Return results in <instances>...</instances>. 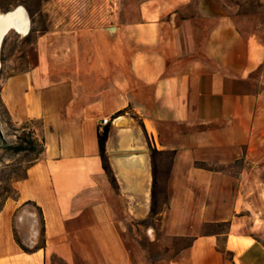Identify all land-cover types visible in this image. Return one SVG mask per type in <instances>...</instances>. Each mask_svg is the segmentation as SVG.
Returning <instances> with one entry per match:
<instances>
[{"label": "crops", "instance_id": "obj_1", "mask_svg": "<svg viewBox=\"0 0 264 264\" xmlns=\"http://www.w3.org/2000/svg\"><path fill=\"white\" fill-rule=\"evenodd\" d=\"M190 2L146 0L114 34L67 30L38 66L3 80L11 120L37 123L44 150L0 208V264H133L123 225L155 217L183 235L226 224L192 234L168 264H264L259 45L202 4L180 18Z\"/></svg>", "mask_w": 264, "mask_h": 264}, {"label": "rangeland", "instance_id": "obj_2", "mask_svg": "<svg viewBox=\"0 0 264 264\" xmlns=\"http://www.w3.org/2000/svg\"><path fill=\"white\" fill-rule=\"evenodd\" d=\"M14 0H0V12ZM146 0H26L20 3L28 11L31 32L22 35L12 30L1 45L2 68L0 70V208L5 200L16 195L14 182L22 178L26 167L40 157L41 141L35 138L33 121L16 123L1 97L3 80L13 74L38 66L42 54L50 56L54 40L66 39L67 30L75 27L106 28L111 33L127 23L138 20L140 5ZM199 4L214 14L231 16L245 37L258 42L259 66L250 73L251 87L264 92V0H192L180 11L184 18L197 14ZM11 5V4H10ZM18 5H13L9 10ZM125 55V52H124ZM164 194L158 193L162 204ZM156 217L146 221L126 222L123 227L126 244L133 264H168L176 253L189 244L192 234L208 231H224L225 223L188 224L187 234H179L172 223L161 225ZM154 222L155 239L145 234V226ZM264 238V223L260 225ZM182 233V232H181ZM184 233V232H183Z\"/></svg>", "mask_w": 264, "mask_h": 264}, {"label": "bare ground", "instance_id": "obj_3", "mask_svg": "<svg viewBox=\"0 0 264 264\" xmlns=\"http://www.w3.org/2000/svg\"><path fill=\"white\" fill-rule=\"evenodd\" d=\"M15 30L22 35H28L31 32V20L27 10L23 5L0 12V47L6 36ZM2 68L1 50H0V70Z\"/></svg>", "mask_w": 264, "mask_h": 264}, {"label": "trees", "instance_id": "obj_4", "mask_svg": "<svg viewBox=\"0 0 264 264\" xmlns=\"http://www.w3.org/2000/svg\"><path fill=\"white\" fill-rule=\"evenodd\" d=\"M20 3L26 4V0H14L13 2L10 3L11 5L10 4L7 5L4 9L8 11L13 5H18ZM109 130H110L109 126L106 125L104 127L103 131H99V133H98V141H99L100 153H101L102 158L104 159L105 169L108 172V174H111L110 167H109V165H108V163L106 161V141L108 139ZM35 138L37 139L36 136H35ZM41 144H42V147L40 149V154L44 150V144L42 142H41ZM152 152L153 153H159V151L157 149H154V148H152Z\"/></svg>", "mask_w": 264, "mask_h": 264}, {"label": "built area", "instance_id": "obj_5", "mask_svg": "<svg viewBox=\"0 0 264 264\" xmlns=\"http://www.w3.org/2000/svg\"><path fill=\"white\" fill-rule=\"evenodd\" d=\"M109 122V119L108 118H103L102 121H100L99 123V129L100 131H103L105 125H107Z\"/></svg>", "mask_w": 264, "mask_h": 264}, {"label": "water", "instance_id": "obj_6", "mask_svg": "<svg viewBox=\"0 0 264 264\" xmlns=\"http://www.w3.org/2000/svg\"><path fill=\"white\" fill-rule=\"evenodd\" d=\"M27 13H28V11H27ZM3 42V41H2ZM0 50H1V47H0Z\"/></svg>", "mask_w": 264, "mask_h": 264}]
</instances>
